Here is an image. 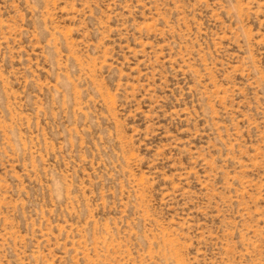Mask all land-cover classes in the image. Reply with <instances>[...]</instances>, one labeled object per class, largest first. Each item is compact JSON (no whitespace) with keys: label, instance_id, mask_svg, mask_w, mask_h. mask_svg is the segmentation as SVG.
<instances>
[{"label":"rangeland","instance_id":"rangeland-1","mask_svg":"<svg viewBox=\"0 0 264 264\" xmlns=\"http://www.w3.org/2000/svg\"><path fill=\"white\" fill-rule=\"evenodd\" d=\"M0 264H264V0H0Z\"/></svg>","mask_w":264,"mask_h":264}]
</instances>
